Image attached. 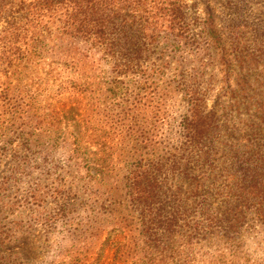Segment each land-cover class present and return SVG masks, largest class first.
Instances as JSON below:
<instances>
[{
	"label": "trees",
	"instance_id": "16d2710c",
	"mask_svg": "<svg viewBox=\"0 0 264 264\" xmlns=\"http://www.w3.org/2000/svg\"><path fill=\"white\" fill-rule=\"evenodd\" d=\"M196 6L0 0V165L11 162L0 180V217L39 208L46 193L64 205L78 196L80 183L81 202L97 212L104 192L93 170L84 166L85 175L77 170L78 181L68 183L69 171L51 165L66 146L53 135L46 139L42 126L64 117L56 111L64 96L88 105L85 76L93 69L113 75L112 90L124 83L117 76H144L138 83L145 88L123 100L153 103L160 114L167 96L147 87L173 70L183 105L173 140L160 144L155 161L115 173L122 183L107 187L113 192L103 199L120 193L115 210L135 214L137 224L112 240L93 234L92 247L103 240L117 264H264V0H223L221 18L211 8L202 16ZM232 66L241 69L236 77ZM221 79L226 100L209 107ZM4 226L0 248L27 228L15 219ZM4 256L0 264H18Z\"/></svg>",
	"mask_w": 264,
	"mask_h": 264
},
{
	"label": "rangeland",
	"instance_id": "374dc122",
	"mask_svg": "<svg viewBox=\"0 0 264 264\" xmlns=\"http://www.w3.org/2000/svg\"><path fill=\"white\" fill-rule=\"evenodd\" d=\"M188 2L196 4V10L202 16L211 8L216 11L219 18L222 17L223 0ZM232 68L236 77L241 69L235 66ZM111 75L100 72L99 69L90 70L85 76L88 105H84L85 100L80 105L73 98L64 96L61 101L56 102V111L64 117L53 119L50 122L52 124L47 122L42 126L46 139L53 135L52 139L66 146L62 156L57 154L52 157L51 165L59 164L60 172L62 167L69 171L67 175L64 174L68 183L78 181L73 178L77 170H81L80 172L85 175L84 166L93 170L101 186L100 191L104 192L101 202L94 206L97 212L91 213L87 205L81 202L80 198L84 197L81 191L85 190L82 183L78 189L80 192L76 191L79 197L69 199L64 205L61 200L58 206L57 198L46 193L45 203L39 208L32 207L22 214L17 210L13 213L6 212L0 217L3 219L0 225L2 228L12 219L22 220L27 228L18 241L7 248H0V254H5L4 261L11 258L13 261L16 259L15 263L18 264H117L112 251L102 242L110 236L111 240L116 238L121 231L125 234L130 233L129 230H133L137 224V216L125 208L115 210L118 206L114 200L120 193L111 195L112 200L104 202L103 199L109 196L105 193L108 190L113 192L112 188L122 183V177L115 173L121 171V176L128 175L138 170L142 161L152 162L162 155L159 152L160 144L162 142L167 144L173 140L183 105L174 87L178 76L173 74V70L168 71L162 78H156L158 82L149 83L147 87L149 91L167 96L160 114L156 113L153 103L142 105L132 99H129V102L123 100L124 94L134 96L141 87L145 88L142 83H138L144 76L132 74L117 76L116 78L124 83L112 90L109 82L114 77ZM224 89L222 79L217 81L210 93L209 107L218 106L221 104L218 102L226 100L222 95ZM47 107L49 106L45 109L49 111L50 107ZM85 112L88 119L83 121ZM76 148L79 152L73 154L72 150ZM85 156L88 160L83 162ZM75 157L79 161L71 160ZM9 160L10 157L6 158L0 165V180L11 165ZM169 181L183 184L182 178L177 180L176 177H170ZM109 186L113 187L106 189ZM100 205H110L107 206L109 210L106 211L105 207L101 209ZM96 233L103 236V240L98 242L101 245L92 247L93 234ZM262 253L260 250L255 252L256 255ZM127 264L137 263L130 259Z\"/></svg>",
	"mask_w": 264,
	"mask_h": 264
}]
</instances>
